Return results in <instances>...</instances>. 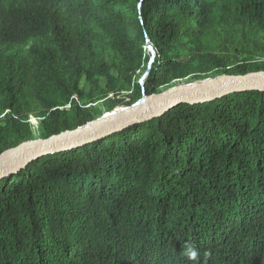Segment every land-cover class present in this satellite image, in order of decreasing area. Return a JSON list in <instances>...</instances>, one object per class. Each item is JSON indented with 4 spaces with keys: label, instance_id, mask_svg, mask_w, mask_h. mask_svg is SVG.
Listing matches in <instances>:
<instances>
[{
    "label": "trees",
    "instance_id": "1",
    "mask_svg": "<svg viewBox=\"0 0 264 264\" xmlns=\"http://www.w3.org/2000/svg\"><path fill=\"white\" fill-rule=\"evenodd\" d=\"M263 71L264 0H0V158L182 82ZM0 264H264V92L0 179Z\"/></svg>",
    "mask_w": 264,
    "mask_h": 264
},
{
    "label": "water",
    "instance_id": "2",
    "mask_svg": "<svg viewBox=\"0 0 264 264\" xmlns=\"http://www.w3.org/2000/svg\"><path fill=\"white\" fill-rule=\"evenodd\" d=\"M148 48L152 54V59L147 72L141 80V84H144L145 79L148 77L150 65L155 58V51L150 44ZM190 85L197 86L183 89L178 87L172 88L151 97L144 95L142 100L132 107H135L147 98L153 99L150 104L145 103L141 110L122 115L106 123L90 127V125L96 123L97 120L76 131L67 132L47 140L25 143L11 149L5 152L0 158V179L26 167L29 163L43 155L64 152L85 146L120 132L133 124L155 119L159 115L180 105H193L208 102L233 93H243L247 91L264 92V71L237 76L224 75L214 80L210 79L195 84H187V86Z\"/></svg>",
    "mask_w": 264,
    "mask_h": 264
},
{
    "label": "bare ground",
    "instance_id": "3",
    "mask_svg": "<svg viewBox=\"0 0 264 264\" xmlns=\"http://www.w3.org/2000/svg\"><path fill=\"white\" fill-rule=\"evenodd\" d=\"M148 49H149V48H148ZM208 83H209V82H208ZM208 83H204V84H208ZM152 100H153L152 98H147V99H145V101H142L141 103H139V104L136 105L135 107H132L131 109L125 111L123 114L116 115V116H113V117H111V118H109V119H105V120H102V121H98V122H96V123L90 125V127L95 126V125H99V124L106 123V122H108V121H110V120L116 119V118H118V117H120V116H122V115H125V114H130V113H133V112H135V111H139V110H141V109L143 108V106H144L145 103H146V104H150Z\"/></svg>",
    "mask_w": 264,
    "mask_h": 264
},
{
    "label": "clouds",
    "instance_id": "4",
    "mask_svg": "<svg viewBox=\"0 0 264 264\" xmlns=\"http://www.w3.org/2000/svg\"><path fill=\"white\" fill-rule=\"evenodd\" d=\"M186 255L189 259L196 260L198 258L199 253L193 246L188 245L186 249Z\"/></svg>",
    "mask_w": 264,
    "mask_h": 264
},
{
    "label": "rangeland",
    "instance_id": "5",
    "mask_svg": "<svg viewBox=\"0 0 264 264\" xmlns=\"http://www.w3.org/2000/svg\"><path fill=\"white\" fill-rule=\"evenodd\" d=\"M216 79V78H215ZM210 80V79H209ZM214 80V79H213ZM203 82V81H202ZM188 84H195V83H188ZM180 84H178L177 86H175L174 88H177L178 86H179ZM195 86H197V85H190V86H187V83H185V84H183V82H182V85L181 86H179L178 88H180V89H183V88H186V87H190V88H194ZM128 108H131V107H127V108H124V109H118V110H116V111H121V110H125V109H128ZM115 111V112H116ZM105 115H107V113L106 114H104L102 117H104ZM101 117V118H102ZM100 118V119H101ZM38 131V130H37ZM37 131H35V133H37ZM36 138H39L38 137V135H36ZM37 141V140H36Z\"/></svg>",
    "mask_w": 264,
    "mask_h": 264
},
{
    "label": "built area",
    "instance_id": "6",
    "mask_svg": "<svg viewBox=\"0 0 264 264\" xmlns=\"http://www.w3.org/2000/svg\"><path fill=\"white\" fill-rule=\"evenodd\" d=\"M28 122L31 124V126L35 132L38 130V128L40 126L41 119L30 117Z\"/></svg>",
    "mask_w": 264,
    "mask_h": 264
}]
</instances>
